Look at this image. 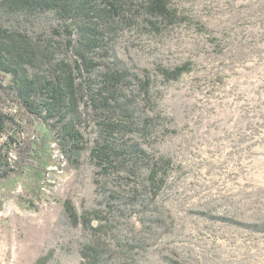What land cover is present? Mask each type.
<instances>
[{
	"label": "rangeland",
	"instance_id": "rangeland-1",
	"mask_svg": "<svg viewBox=\"0 0 264 264\" xmlns=\"http://www.w3.org/2000/svg\"><path fill=\"white\" fill-rule=\"evenodd\" d=\"M132 1L136 9L144 0ZM169 1L175 24L156 30L143 14L115 40L131 79L121 92L135 113L126 138L146 151L142 161L160 165L142 190L147 200L135 203L137 176L126 184L98 172L88 152L93 128L85 129L77 162L45 158L39 166L46 171L26 163L0 183V264H33L50 252L48 264H81L89 229L68 215L66 201L78 213L107 210L109 194L119 190L126 202L113 199V262L264 264V232L217 218L264 222V0ZM4 22L42 37L57 59L72 60L70 34L56 13ZM183 65L179 79L164 72ZM0 110L23 128L21 139L36 133L46 148L56 147L48 130L2 93ZM11 156L14 162L15 151Z\"/></svg>",
	"mask_w": 264,
	"mask_h": 264
},
{
	"label": "trees",
	"instance_id": "trees-1",
	"mask_svg": "<svg viewBox=\"0 0 264 264\" xmlns=\"http://www.w3.org/2000/svg\"><path fill=\"white\" fill-rule=\"evenodd\" d=\"M133 5L132 0H0V93L20 105L32 123L45 127L56 146L46 148L43 136L36 133L28 132L21 139L23 128L16 129L15 119L0 110V138L6 135L0 147V183L20 173L26 163L37 164L43 171L46 170L39 166L40 160L49 158L54 164L61 163V156L53 158V150L61 152L62 160L77 162L84 150V130L93 128L88 152L98 172L126 184L137 176L141 188L133 194L135 203L147 200L142 190L146 191L160 165L157 161L153 165L142 161L141 154L147 155L146 151L126 138L135 131V113L132 99L121 92L131 79L116 52L115 40L123 26L135 23V17H153L152 27L160 30L163 24H175L178 11L169 0H144L136 9ZM47 11L56 13L66 23L71 61L57 59L52 46L42 37L4 22L5 17L15 14L34 16ZM186 70L188 66L183 65L164 72L171 79H179ZM13 151L17 155L14 162ZM145 166L151 168L148 173L144 172ZM109 197L107 206L112 208L107 210L96 208L78 213L71 202L65 203L68 215L89 229V238L79 250L81 264H136L130 256L113 262L109 241L113 199L120 203L126 200L121 190ZM217 218L264 232V222ZM52 257L50 252L33 264H48Z\"/></svg>",
	"mask_w": 264,
	"mask_h": 264
},
{
	"label": "built area",
	"instance_id": "built-area-1",
	"mask_svg": "<svg viewBox=\"0 0 264 264\" xmlns=\"http://www.w3.org/2000/svg\"><path fill=\"white\" fill-rule=\"evenodd\" d=\"M55 146V145H54ZM56 151V150H55ZM58 151V154H57V156H61V158H63L64 159V156L61 154V152L59 151V150H57Z\"/></svg>",
	"mask_w": 264,
	"mask_h": 264
}]
</instances>
